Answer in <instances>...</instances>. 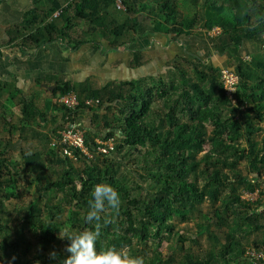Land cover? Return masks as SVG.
<instances>
[{
  "label": "trees",
  "instance_id": "trees-1",
  "mask_svg": "<svg viewBox=\"0 0 264 264\" xmlns=\"http://www.w3.org/2000/svg\"><path fill=\"white\" fill-rule=\"evenodd\" d=\"M31 1L32 8L14 27V39L33 48L57 39L68 43L78 23L90 26L89 31H82L87 39L74 45L89 41L97 46L104 40L112 49L125 48L136 38L133 16L147 7L145 3L135 5V0ZM176 1L154 0L150 19L155 30L171 39L191 35L198 18L205 28L202 36L219 28L218 35L230 39V51L237 63L236 104L222 88L220 69L197 58H178L181 64L169 67L159 78L133 81L125 85L126 89L110 94L106 88L90 91L60 85L54 93L76 91L80 100L100 101L97 107L81 104L74 110L60 106L68 118L66 127L73 122V111L94 112L95 132L82 130L85 146L93 156L72 150L73 157L82 163L77 168L58 147L50 146L47 136L34 151L23 152V167L15 166L0 151V196L19 198L20 174L26 178L25 174L40 173L35 175L39 184L35 195L21 218L38 236L39 248L28 261L30 242L22 231L10 240L0 209V255L5 262L60 264L68 255V241L65 239L63 249L54 246L58 235L64 236L65 230L78 234L98 223V252L114 247L142 257L144 264H264V240L248 241L253 233L264 232L260 222L263 202L240 196V192L256 191L257 180L251 181L249 174L261 177L264 170V128L260 125L264 122V55L245 60L238 52L244 40L264 45V0H189L193 14L182 19ZM185 63L192 67V76L184 71ZM242 106L252 114L249 120L236 117ZM98 138L101 142L113 140L109 154L97 150L103 145L95 141ZM241 141L245 146L241 147ZM46 164L61 165L56 179L43 176ZM98 183L110 184L120 196V205L112 209L106 203L99 221L86 222L91 193ZM206 200L214 207V225L226 229L224 242L202 255L184 252L179 260L172 254L162 255L159 247L166 237L182 239L173 220L188 221L195 212L203 217L199 208ZM61 217H66L68 226ZM198 227L199 234L205 232L207 238L218 239L210 226ZM247 248L262 252L263 259L246 256Z\"/></svg>",
  "mask_w": 264,
  "mask_h": 264
},
{
  "label": "crops",
  "instance_id": "crops-1",
  "mask_svg": "<svg viewBox=\"0 0 264 264\" xmlns=\"http://www.w3.org/2000/svg\"><path fill=\"white\" fill-rule=\"evenodd\" d=\"M135 1L137 6L144 4ZM31 8V0H0L2 142L30 141L27 145L38 146L44 136L57 138L66 128L68 119L56 103L60 93H54L63 84L90 91L106 88L110 94L119 88L126 89L125 85L133 81L159 78L169 67L181 63L178 58L183 57L200 59L220 70L228 68L237 75L234 70L237 63L226 35L223 38L210 34L205 37L185 35L171 39L155 30L148 7L133 16L136 38L125 48L112 49L104 40L97 46L89 41L74 45L77 40L87 39L82 31H89L90 25L83 23L74 26L68 43L57 39L36 48L22 46L20 39H14V27ZM238 52L245 60H249L248 56L261 58L264 45L244 40ZM111 104L114 103H105V106ZM93 115L94 112L88 109L75 110L71 116L73 122L68 127L95 132L92 129Z\"/></svg>",
  "mask_w": 264,
  "mask_h": 264
},
{
  "label": "rangeland",
  "instance_id": "rangeland-1",
  "mask_svg": "<svg viewBox=\"0 0 264 264\" xmlns=\"http://www.w3.org/2000/svg\"><path fill=\"white\" fill-rule=\"evenodd\" d=\"M139 2H142L147 4V9L151 12H153L154 7V0H138ZM176 7L178 11L181 13L182 18H188L193 14V10L190 8V1L189 0H177L176 1ZM198 18V17H197ZM179 19L178 21H180ZM202 20V19H201ZM201 20L199 18L196 20V24L192 29V34L197 36H202L204 34L205 28H201ZM166 26V25H165ZM217 32L213 31L210 35H216ZM205 37V36H203ZM223 38L225 37L222 35H218L215 38ZM227 42L229 41L228 38H226ZM247 57V55L245 56ZM250 58V56H248ZM181 64V63H180ZM182 67V66H181ZM183 69L186 72V74L192 76V67L185 63L183 64ZM159 104H161V101L159 100ZM236 104V100L234 101V104ZM241 111L237 113L236 117L239 118V120H249L252 117V114L247 110L244 109V106L241 107ZM262 127L264 128V122L261 123ZM100 130V128H99ZM211 130V127H208V131ZM261 134L256 138L259 140ZM50 143L52 142V138L50 139ZM95 141L99 144L105 145L103 142L100 141V139H95ZM30 141H21L20 143L17 142H11V140H6L2 142L0 140V151L3 153V156L10 160L11 163H13L15 166L19 165L18 167H23V158L22 154L23 152L31 153L34 151L36 145H27ZM241 147L245 146V142H240ZM51 146V145H50ZM113 146V144H112ZM207 149V146H205V150ZM88 158H91L93 155L87 152ZM113 156V155H112ZM70 160L73 163V166H76L77 168H81L82 163L78 160H76L75 157L71 156L69 157ZM115 159H117L115 157ZM47 165V164H46ZM48 166V165H47ZM46 166V167H47ZM61 165L59 164H53L51 166L47 167V170L45 169L44 177L48 179H56L57 175L61 171ZM128 169H133V167L128 166L126 167ZM242 170L245 173V166L242 165ZM40 174L34 173V174H25L26 178L23 177L22 174L19 176V182H18V191H19V198H13V199H6L2 196H0V209L2 211L3 217L5 219L3 227L6 232L10 235V240H14L15 236L17 234V231H22L24 233V236L26 240H28L31 244L30 249L28 250V253L26 255V259L28 261H31L34 258V255L36 253V250L39 248L38 246V236L31 232L29 229V226L22 221V215L25 213L26 206L33 198V195H35V191L37 189V186L39 185L37 180H35V175ZM249 179L251 181L257 180V189L253 193L247 194L246 192H240V196L242 198H245L249 201H255L258 198L263 202V205L260 207L262 210V218L260 219V222L264 224V170L261 177H257L255 174H249ZM241 191V190H240ZM214 207L211 206L206 200L203 204L200 205L199 212L202 213L203 217H200V215L195 212L193 215H189L188 221L180 222L178 219H174L173 223L175 224L176 230L179 232L180 237L182 238L181 241L176 240L174 237L169 236L166 237L159 247V251L162 253V255H174V258L176 260H179L181 255H183L184 252H190L192 254H199L202 255L205 251L208 250H214L213 247H215L219 242H224L223 232L226 231V229L218 228L214 225L212 222V215ZM197 213V214H196ZM60 221L65 223L68 226V223L66 222V217H61ZM59 221V223H60ZM232 221V217L230 219ZM199 224L202 225H208L210 226V230L215 233V235L218 236V239H209L206 236V233H200L199 234ZM70 234H74L72 231H69ZM4 235V234H3ZM63 237L62 234L58 235V239L54 242V246L59 247V249H63L62 247L65 246V239H62L60 237ZM0 236V240H1ZM253 240H264V232L259 231L253 233V235L249 238V244L252 243ZM248 244V245H249ZM183 248L181 250L180 248ZM242 262V260H241ZM30 264V263H28ZM234 264V263H233ZM244 264V263H242Z\"/></svg>",
  "mask_w": 264,
  "mask_h": 264
},
{
  "label": "clouds",
  "instance_id": "clouds-1",
  "mask_svg": "<svg viewBox=\"0 0 264 264\" xmlns=\"http://www.w3.org/2000/svg\"><path fill=\"white\" fill-rule=\"evenodd\" d=\"M91 195L89 211L85 216L86 222L99 221V213L104 211L106 203L112 209H118L120 205V196L110 184H96ZM65 232L63 237H59L68 241L66 245L68 255L60 261V264H144L142 257L128 255L114 247L98 252L95 247L100 237L98 223L93 229L83 230L78 234H70L67 230ZM0 264H10V261L5 262L0 255Z\"/></svg>",
  "mask_w": 264,
  "mask_h": 264
},
{
  "label": "built area",
  "instance_id": "built-area-1",
  "mask_svg": "<svg viewBox=\"0 0 264 264\" xmlns=\"http://www.w3.org/2000/svg\"><path fill=\"white\" fill-rule=\"evenodd\" d=\"M53 16H58V12H55ZM213 31L217 32V36L220 32V29L214 27L208 34H211ZM220 82L226 96L231 100V103L234 104L235 98L233 96V93L236 91L238 86L237 75L228 68H222L220 70ZM56 103L66 109L74 110L81 104H83L84 107H97L100 104V101L99 99L80 100L75 93L70 92L62 95L59 94L56 98ZM103 143L105 145L99 146L97 150L100 153L109 154L113 149V140L110 139ZM50 145L58 147L62 155L68 157L73 156L72 150H79L84 156L87 155V152H89L84 143L82 129L72 126L66 127L64 130L60 131L59 136L57 138H54ZM245 255L254 257L255 259H263L262 252H256L253 248H247Z\"/></svg>",
  "mask_w": 264,
  "mask_h": 264
},
{
  "label": "bare ground",
  "instance_id": "bare-ground-1",
  "mask_svg": "<svg viewBox=\"0 0 264 264\" xmlns=\"http://www.w3.org/2000/svg\"><path fill=\"white\" fill-rule=\"evenodd\" d=\"M129 1V0H128ZM123 4V3H122ZM85 5V4H84ZM84 7V6H83ZM190 26V25H189ZM176 31V30H175ZM7 85V84H6ZM114 92V91H113Z\"/></svg>",
  "mask_w": 264,
  "mask_h": 264
}]
</instances>
